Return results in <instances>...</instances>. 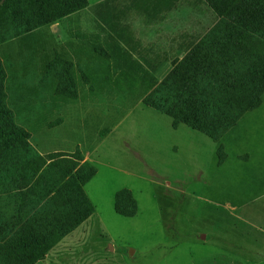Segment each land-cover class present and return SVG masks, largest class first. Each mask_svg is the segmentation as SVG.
Masks as SVG:
<instances>
[{"label":"rangeland","instance_id":"374dc122","mask_svg":"<svg viewBox=\"0 0 264 264\" xmlns=\"http://www.w3.org/2000/svg\"><path fill=\"white\" fill-rule=\"evenodd\" d=\"M129 1L59 4L69 14L55 23L0 39V106L33 147L46 144L38 135L79 138L76 153L96 169L85 185L95 217L46 264H264V94L219 141L175 127L144 103L141 84L120 88L126 80L108 59L119 44L108 22L130 19L140 36L148 31L140 19L155 21ZM193 1L178 0L175 15L149 29L166 52L154 71L159 82L187 54L178 42L199 41L218 21ZM129 63L122 58V69ZM73 83L77 94L56 95ZM122 190L136 202L131 217L116 210Z\"/></svg>","mask_w":264,"mask_h":264},{"label":"trees","instance_id":"16d2710c","mask_svg":"<svg viewBox=\"0 0 264 264\" xmlns=\"http://www.w3.org/2000/svg\"><path fill=\"white\" fill-rule=\"evenodd\" d=\"M158 1L169 13L178 0ZM138 2L143 0L132 1L131 5L138 7ZM195 2L206 3L216 12L218 21L199 41L185 42L186 56L174 61L162 81L154 75L156 60L136 58L122 43L124 50L112 49L109 57L117 67L124 58L120 55L127 53L130 63L124 67L134 68L135 73L122 69L124 75L118 79L121 83L125 79L126 84L120 88L130 90L132 82L141 84L146 93L144 103L171 117L175 127L183 123L219 141L262 101L264 0ZM59 4L85 7L88 0H0V39L10 38L9 31L55 23L69 14L67 8L56 10ZM122 41L125 44V39ZM67 89L77 94L73 83L57 87L56 95L64 97ZM29 136L15 123L11 112L0 106V264H33L44 259L51 247L95 211L85 185L96 169L84 160L83 153L42 154L31 146ZM54 169L59 174L54 176ZM7 197L10 209L5 210L2 204ZM121 201L129 211L120 209ZM116 204L119 214H135L136 202L130 191L118 192Z\"/></svg>","mask_w":264,"mask_h":264},{"label":"crops","instance_id":"0c3cea01","mask_svg":"<svg viewBox=\"0 0 264 264\" xmlns=\"http://www.w3.org/2000/svg\"><path fill=\"white\" fill-rule=\"evenodd\" d=\"M96 1H100V0H96ZM130 1L132 4V1H136V0H130ZM136 5L138 7H134L132 5L130 6H132L134 10L139 13L140 16L142 15L141 17L143 19L144 17L148 16L147 18H151V19L153 18L155 21L152 23L146 24L143 20L140 19V22L142 23L141 26L148 29L146 33H143V35H140V36L135 34L134 29H133L135 28V26L132 27L130 23L131 22L130 19H128L127 21L114 20V21L108 22L109 28L111 29L112 34H114L119 39V44L115 43L114 46L110 47V50H111L110 52L112 53V49L119 51V52L123 51L124 49L121 50L122 48L120 46L121 45L120 43H122L125 48L130 49V51L134 54L136 58L137 57L151 58V59H154V61L156 60V62H158L156 69H158L161 67L162 62L166 58V52L162 45V43L164 42L162 41V43H160V39L158 38L162 36L159 33H156L154 34V36H152V32L149 31V29H154V27L158 29L162 23L167 22L171 16L173 17L175 15V12L173 11L176 9L177 6L168 13L166 10L164 11L162 2L161 1L159 2L158 0H154L152 2L148 0H143V2H138ZM130 6L128 5L127 7L129 8ZM169 15L171 16L169 17ZM122 39H125L126 41L125 44L123 43ZM186 43H189V42H186ZM111 44H114V43L112 42ZM184 44H185V41H179L178 42L179 48L184 50L185 49ZM130 45L132 46V48L130 47ZM120 56H124L123 59L130 60L127 53H122ZM108 59H111L109 55H108ZM111 62H113V59H111ZM115 68L119 70V73L117 75H121L123 67L118 65ZM113 132L114 131L110 132L111 135L113 134ZM110 133L108 135H110ZM38 136L41 137L42 141L46 140V144H43L42 147L35 146L36 149L42 154H48L52 152L73 153L76 150L77 146L82 147V145L80 144V139L75 138L73 135H71L70 137L71 141L69 139L63 138V135H57V136L56 135H47V136L44 135V138H43V135H38ZM55 170L57 169H54V171ZM56 174H59V173L55 171L54 176ZM4 195L6 194H3V196ZM32 197H33V200H32V203H33L32 214H33L35 213V187H34V190H32ZM8 204L10 206V201L7 197L3 199V204H2V206L4 205L5 210L9 208L7 207ZM28 205H29V202H28ZM28 205L26 206L25 204V208H27ZM95 214L96 213H93L89 218H87L81 224H79L74 230L64 235L63 238H61L53 247L50 248L48 255L44 259L38 260L33 264H46V262L52 257V255H54V253H56L57 255L58 253L63 252L67 247L71 245L73 240L76 239L75 236L80 232V230L86 224H88V222H90V220L93 217H95ZM42 220L46 221V219H42Z\"/></svg>","mask_w":264,"mask_h":264}]
</instances>
